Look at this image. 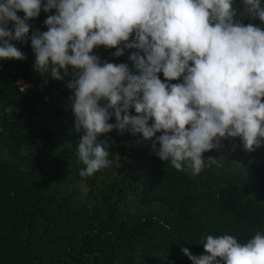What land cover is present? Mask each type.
<instances>
[{
    "label": "clouds",
    "instance_id": "9594fccd",
    "mask_svg": "<svg viewBox=\"0 0 264 264\" xmlns=\"http://www.w3.org/2000/svg\"><path fill=\"white\" fill-rule=\"evenodd\" d=\"M241 2L238 10L234 0H46L43 10L55 14L44 22L47 31L29 37L42 0H0V60L26 59L11 41L30 39L36 71L74 77L67 87L74 129L82 133L80 177L111 166V145L100 137L113 130L155 137V155L195 177L216 163L209 156L206 165L203 153L222 140L239 138L249 153L264 146V27L238 18L264 22V7ZM98 46L116 48L115 57L136 49L130 60L137 74L125 63H102L93 54ZM199 244L205 254L182 248L192 264H264L259 230L245 243L209 234Z\"/></svg>",
    "mask_w": 264,
    "mask_h": 264
},
{
    "label": "trees",
    "instance_id": "16d2710c",
    "mask_svg": "<svg viewBox=\"0 0 264 264\" xmlns=\"http://www.w3.org/2000/svg\"><path fill=\"white\" fill-rule=\"evenodd\" d=\"M45 3L28 21L29 37L47 31L44 22L55 9L45 12ZM234 6L243 8L241 0ZM238 18L264 27L247 14ZM11 43L26 59L0 60V142L23 163L0 161V264H192L182 248L205 254L199 243L206 235L230 234L245 243L264 232V146L240 170L203 153L206 165L209 156L216 163L194 177L155 155V137L113 130L100 137L111 145V166L80 177L82 133L74 129L67 87L74 77L42 75L34 69L31 40ZM116 50L98 46L93 54L137 74L130 60L136 49L119 57ZM118 154L131 162L121 163Z\"/></svg>",
    "mask_w": 264,
    "mask_h": 264
},
{
    "label": "rangeland",
    "instance_id": "374dc122",
    "mask_svg": "<svg viewBox=\"0 0 264 264\" xmlns=\"http://www.w3.org/2000/svg\"><path fill=\"white\" fill-rule=\"evenodd\" d=\"M165 78H162L164 81ZM170 83H177V80L171 81ZM126 143L129 145V141ZM261 147L256 149L254 152H246L243 149V144L239 138H235L229 142L222 140L221 147L219 149H213L211 151L205 152L216 155L218 164H230L233 170H240L245 166L253 162L255 155L260 151ZM116 158L121 161V163L131 162L129 158L124 155L118 154ZM0 161H17L23 163L21 158L12 152V149L8 144L0 142Z\"/></svg>",
    "mask_w": 264,
    "mask_h": 264
}]
</instances>
